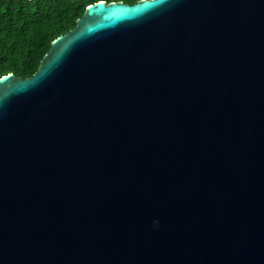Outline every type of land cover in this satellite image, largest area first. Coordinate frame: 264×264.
Here are the masks:
<instances>
[{
  "label": "water",
  "instance_id": "water-1",
  "mask_svg": "<svg viewBox=\"0 0 264 264\" xmlns=\"http://www.w3.org/2000/svg\"><path fill=\"white\" fill-rule=\"evenodd\" d=\"M0 264H264V0H97L1 75Z\"/></svg>",
  "mask_w": 264,
  "mask_h": 264
},
{
  "label": "trees",
  "instance_id": "trees-1",
  "mask_svg": "<svg viewBox=\"0 0 264 264\" xmlns=\"http://www.w3.org/2000/svg\"><path fill=\"white\" fill-rule=\"evenodd\" d=\"M94 1L0 0V76L8 72L22 78L31 75L50 41L72 28L85 6Z\"/></svg>",
  "mask_w": 264,
  "mask_h": 264
},
{
  "label": "clouds",
  "instance_id": "clouds-1",
  "mask_svg": "<svg viewBox=\"0 0 264 264\" xmlns=\"http://www.w3.org/2000/svg\"><path fill=\"white\" fill-rule=\"evenodd\" d=\"M157 223V222H154V224Z\"/></svg>",
  "mask_w": 264,
  "mask_h": 264
}]
</instances>
